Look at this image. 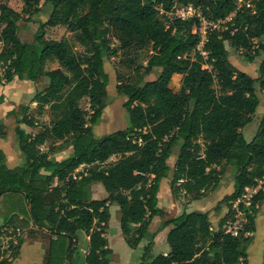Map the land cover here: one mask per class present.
I'll return each instance as SVG.
<instances>
[{"label":"trees","instance_id":"obj_1","mask_svg":"<svg viewBox=\"0 0 264 264\" xmlns=\"http://www.w3.org/2000/svg\"><path fill=\"white\" fill-rule=\"evenodd\" d=\"M41 1L51 7L50 14L32 42H22L19 23L39 12ZM22 2L20 12L0 4V84L10 83L13 77L30 82L46 78V87L36 91L30 104L35 103L38 115L48 106L50 121L35 135L15 128L22 165L7 168L0 151V197L22 196L13 200L19 213H11L0 224V264H11L18 255L22 239L10 240L5 250L1 243L19 217L51 236L44 264H109V206L118 207L121 234L135 249L151 219L163 214L157 207L162 179L170 176L175 195L182 192L196 201L217 188L227 166L234 168V185L213 209L218 213L221 206L227 208L217 230L212 229L208 212L183 210L163 222V227H170L165 238L168 252L153 256L149 242L138 264H247L258 206L264 199V113L250 140L242 129L259 107L257 89L264 97V43L254 46L264 37V0ZM187 4L196 8L200 18L217 24L207 29L201 49L205 56L197 50L198 18L168 20L158 9L167 13L174 5ZM55 26H64L74 42L45 39L44 28ZM226 43L251 52L249 62L262 56L256 78L230 63ZM145 49L150 55L145 66L136 67L137 74L141 69L150 74L154 68H160V74L143 84L118 75L116 91L126 97L122 107L129 125L95 138L92 126L106 107L105 59L119 54L131 67L135 55ZM48 62H56L57 68L46 70ZM175 74L182 75L177 93L169 88ZM83 100L87 110L80 105ZM30 104L7 116L20 113L17 124L37 127L38 121L28 115ZM4 136L0 123V137ZM48 142H61L73 152L59 162L51 161L48 154L55 147L40 150ZM177 146L170 167L167 162ZM259 182L262 186L246 204L242 200L246 189L256 188ZM92 184L101 187L95 199L87 192ZM239 214L243 223L228 231L226 226ZM83 234L88 237L84 257L76 246Z\"/></svg>","mask_w":264,"mask_h":264},{"label":"rangeland","instance_id":"obj_2","mask_svg":"<svg viewBox=\"0 0 264 264\" xmlns=\"http://www.w3.org/2000/svg\"><path fill=\"white\" fill-rule=\"evenodd\" d=\"M3 4H6L8 7L13 10L20 12L23 8L22 0H4ZM39 12H34L30 15L28 21H21L19 23V38L22 42L30 43L34 38V34L36 33L41 22H45L50 14L51 7L49 5H43V2L37 6ZM223 24V23H222ZM1 28V27H0ZM44 38L47 40H56L59 41L63 38L73 41V36L67 32L64 26H55V27H45L44 28ZM259 41L264 43V37L261 40H257L254 43V46L257 47ZM1 46V45H0ZM75 49L80 51V47L75 43ZM226 49L228 51V59L230 63L236 67L238 70L246 73L252 78L257 77V70L262 61V56H256L252 60V62L248 61V57L251 55V52H247L244 50H236L232 49L226 43ZM150 55V51L145 49L141 52H138L134 58V65L128 67L126 58L120 56L119 54L114 57H110L105 59L104 62V70L108 76V83L106 86V107L102 111V115L100 120L96 126H92V132L95 138H100L106 134H110L112 132L123 130L128 127L129 119L126 111L123 109L122 105L126 100L125 96L119 95L116 91L117 84V76L121 75L125 77L129 82H135L139 80L141 84L147 81L154 80L160 74V68H154L150 74H145L141 69L138 74L136 72V67H141L146 65V61L148 56ZM56 62H48L46 64V70L53 69L57 67ZM182 75H178V78H171L169 83V88L173 92H178L181 86ZM43 86H46L47 79L43 78ZM11 87V86H10ZM257 93L259 96L260 104L257 108L256 112L252 116V121L246 125L242 129V133L245 139L250 140L251 137L256 132L258 123L262 114L264 113V97L262 93L257 89ZM26 96L24 95L21 100H25ZM16 102V101H14ZM81 107L85 110L88 109L87 100H83L80 103ZM49 111H44L38 118L39 125H43L44 123H48L49 120ZM37 113L36 110H29V116H35ZM9 132H13L12 125L9 126ZM53 143L47 144V147H51ZM178 146L174 149L173 153H177ZM57 158L65 159L67 158L68 152L62 151L60 154L55 155ZM115 157H112L110 161H114ZM234 168L233 167H224L223 173L221 175L220 182L217 188L209 193L206 198L192 201L189 197L184 196L182 192L173 193L171 188V182H166L163 180L159 185V191L157 193V206L160 209H163L162 216L153 217L150 221L151 223V231H155L153 238H149V234L145 235L143 240L139 243V245L135 249H131L125 243L124 238L121 237V232L119 229V211L117 206L113 205L110 208V219L108 222V230H107V240L109 242L108 247L111 249L112 254L109 259V264H138L139 259L143 254V248L149 242L153 243V247L151 250V254L153 256H157L162 254L163 251L168 249V245L166 243V233L167 229L163 227V221L167 219L175 217L177 214H180L183 210L186 211L187 205H190L188 211H196V212H208L209 220L211 222V227L214 231L217 230V221H218V213H215L213 209L218 204V200H222L226 195H229L233 191L232 182L234 180ZM167 184V187H166ZM262 186V182H259V186L254 189H246L245 198L242 196L243 201H247L250 197V194H254L259 187ZM252 194V195H253ZM218 201V202H217ZM173 202L175 205H171ZM217 202V203H216ZM237 202L234 204L236 206ZM223 207V206H221ZM225 207V206H224ZM171 209V210H169ZM171 211V212H168ZM225 215V214H224ZM222 218V217H221ZM242 215H237L236 221L233 223H229L226 226L228 231H236L241 224L243 223ZM18 229V230H17ZM39 234L41 237L46 239V235L42 230H32L26 227H22L19 224L14 223L8 227V230L5 236L2 238V249L5 250L8 248V242L12 240L14 243L16 239H24V237H28L29 235ZM252 235V242L247 250V264H262L264 260V199L258 206V212L255 218V232ZM11 236V237H9ZM252 245V246H251ZM83 246L86 247V243L83 240V236H78V252L81 254Z\"/></svg>","mask_w":264,"mask_h":264},{"label":"crops","instance_id":"obj_3","mask_svg":"<svg viewBox=\"0 0 264 264\" xmlns=\"http://www.w3.org/2000/svg\"><path fill=\"white\" fill-rule=\"evenodd\" d=\"M1 49V46H0ZM57 68V67H55ZM53 68V69H55ZM52 70V69H50ZM172 78H178V74H175L172 76ZM43 78H40L36 82H30L27 80H19L17 77H13L12 81L8 84H0V123L4 125L5 128V136L0 137V151L4 155V164L7 168L13 169L16 168L23 163V157L18 149L17 145V139L15 134V128L19 127L20 129L24 130L25 133L35 135L37 132L42 130V127L44 125H47L50 121V115L48 123H44L43 125H39L37 123V127L30 128L23 124H17V120L22 118V115L20 113H16L15 115L7 116L10 112H16L18 107L20 105H27L30 104L31 99L35 95L36 91L43 90L46 86H43ZM182 79V78H181ZM11 86V87H10ZM176 93V92H174ZM26 96L25 100H21L23 96ZM16 101V102H14ZM36 110L35 103L30 104L29 110ZM48 111V106L44 107V111ZM42 114V113H41ZM40 115L36 113L35 116H32L38 121ZM12 125L13 132H9V126ZM47 144H50V142L44 144L40 147V150L42 152H47L48 147ZM51 147H55L54 151L48 154V159L51 161L59 162L63 160L62 158H57L55 155L60 154L62 151H67L68 155L70 156L73 152L72 147L70 146H63L61 145V142L54 143ZM50 148V147H49ZM68 156V157H69ZM177 153H173L170 159L168 160V165L170 167L173 166L175 160H176ZM82 168V167H80ZM43 174H47L46 172H42ZM170 182V176L167 178H164L160 181L159 185L162 181ZM232 186L234 185V180L232 182ZM167 187V184H166ZM159 191V190H158ZM88 196L90 199H95L97 195L101 192V187L98 184H92L87 188ZM22 197L20 194H14V193H5L0 197V224L3 223L7 218L10 217L11 213H19L16 208L13 206V200H17L18 198ZM220 201V200H218ZM217 201V202H218ZM158 202V201H157ZM216 202V203H217ZM171 205H175L173 202H171ZM23 205H21L22 207ZM113 207V205L109 206L110 208ZM158 207V206H157ZM190 205H187L186 211H188V208ZM118 208V207H117ZM163 212H165L163 209H161ZM171 210V209H169ZM26 211V208L24 209V212ZM171 212V211H168ZM227 212L226 207H220V210L217 215L220 219L224 216V214ZM26 214V213H25ZM24 214V215H25ZM179 215V214H177ZM176 215V216H177ZM22 217H19L21 219ZM17 219L15 221L16 224H19L22 227H26L28 229L37 230L38 228L34 227L32 223L28 222L27 224H24L20 222V220ZM218 219V220H219ZM164 222V221H163ZM152 223V222H151ZM151 223L147 229V232L145 235L149 234V238H153L154 232L151 231ZM109 227V226H108ZM167 229V232L170 227H165ZM8 229V228H7ZM18 230V229H17ZM42 230L43 233L46 235V239L44 237H41L39 234L35 235H29L28 237H24L22 244L19 247L18 255L17 257L11 262V264H44L45 259L47 257L48 253V244L51 236L47 233L44 229ZM121 232V231H120ZM167 234V233H166ZM122 238L123 235H121ZM107 238V237H106ZM83 240L86 243V247L83 246L82 257L85 256L87 249H88V237L83 234ZM108 242V240H107ZM109 245V242H108ZM77 246V245H76ZM252 246V245H251ZM168 252V249L163 251L162 254L165 255ZM248 262V261H247Z\"/></svg>","mask_w":264,"mask_h":264},{"label":"built area","instance_id":"obj_4","mask_svg":"<svg viewBox=\"0 0 264 264\" xmlns=\"http://www.w3.org/2000/svg\"><path fill=\"white\" fill-rule=\"evenodd\" d=\"M2 1L4 0H0V4H3ZM158 9H159L160 14L161 15L163 14L168 20L176 18V19H180L184 21V20L192 19L194 17L198 18L199 26L194 28V32H197L200 36V42H199V45L197 46V50L200 51V53L203 56L206 55V53L202 52L201 49H202L203 44L206 42L207 29L208 28L215 29L217 28V24L206 22L205 20L200 18L198 11L191 4L174 5L171 7V10L167 13H165L161 7H159ZM0 73H1V70H0ZM252 194L249 195L250 197L247 199V201L251 198ZM243 197L245 198V196ZM247 201H246V204H248Z\"/></svg>","mask_w":264,"mask_h":264}]
</instances>
